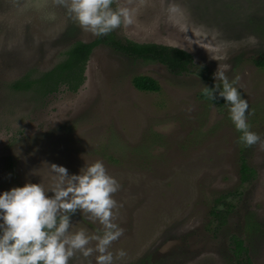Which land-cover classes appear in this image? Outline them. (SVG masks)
<instances>
[{"label":"rangeland","instance_id":"rangeland-1","mask_svg":"<svg viewBox=\"0 0 264 264\" xmlns=\"http://www.w3.org/2000/svg\"><path fill=\"white\" fill-rule=\"evenodd\" d=\"M117 6L131 11L132 23L116 37L184 50L196 67L175 75L100 45L76 93L65 86L45 98L15 93L11 84L49 72L73 45L97 36L57 0H0V192L26 182L47 190L51 165L71 175L100 160L121 185L115 222L124 232L110 250L126 255L114 264H235L234 236L253 264H264V143L239 141L225 101L204 100L197 73L207 67L213 77L228 65L248 101L251 130L264 141V64H257L264 63V0H114ZM138 76L155 79L160 91L136 89ZM241 157L255 170L244 184ZM228 204L226 219L213 221L215 206ZM71 223V231L102 230L84 212ZM69 264H95V253H77Z\"/></svg>","mask_w":264,"mask_h":264},{"label":"clouds","instance_id":"clouds-1","mask_svg":"<svg viewBox=\"0 0 264 264\" xmlns=\"http://www.w3.org/2000/svg\"><path fill=\"white\" fill-rule=\"evenodd\" d=\"M57 3L81 29L97 37L132 23L131 11L124 6L114 8V0ZM227 70L228 65H219L213 74L214 86H204L202 95L214 100L218 93L224 99L245 147L264 143L248 123L252 113L236 86L238 77L230 81ZM51 172L54 185L47 190L41 183L26 182L0 192V264H69L77 253L85 258L95 253V264H114L116 257L126 255L123 249L115 256L110 250L124 232L115 222L119 204L114 194L121 185L104 163L97 160L71 175L65 167L51 165ZM77 211L87 213L102 230L91 235L84 228L71 231V217Z\"/></svg>","mask_w":264,"mask_h":264},{"label":"trees","instance_id":"trees-1","mask_svg":"<svg viewBox=\"0 0 264 264\" xmlns=\"http://www.w3.org/2000/svg\"><path fill=\"white\" fill-rule=\"evenodd\" d=\"M106 45L116 52L135 60L159 63L164 65L172 74L183 75L192 71L196 67L194 59L188 52L158 44H139L131 40H121L113 33L103 37H97L92 43L77 42L67 52L65 59L49 72L39 76L27 75L24 78L11 84V90L15 93H30L39 98H45L57 94L61 87L65 86L70 92L76 93L85 82V72L93 50L100 46ZM263 66V62L257 63ZM198 75L204 80L206 86L212 88L215 81L207 67L198 68ZM136 89L144 92L157 93L160 91L158 82L147 76H138L133 80ZM215 99L210 100L207 97L202 98L215 105H223L224 99L214 94ZM255 175L253 170L241 157L240 164V181L242 184L248 183ZM231 204L225 209L218 206L212 210L213 221H224L231 211ZM233 253L235 255V264H253L248 256V250L244 242L238 237H232Z\"/></svg>","mask_w":264,"mask_h":264}]
</instances>
